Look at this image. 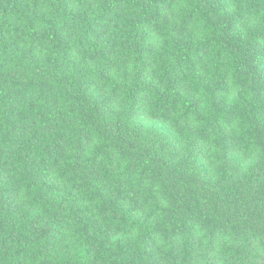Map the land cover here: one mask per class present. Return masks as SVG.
<instances>
[{
	"label": "trees",
	"instance_id": "trees-1",
	"mask_svg": "<svg viewBox=\"0 0 264 264\" xmlns=\"http://www.w3.org/2000/svg\"><path fill=\"white\" fill-rule=\"evenodd\" d=\"M0 264H264V0H0Z\"/></svg>",
	"mask_w": 264,
	"mask_h": 264
}]
</instances>
